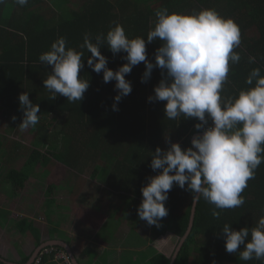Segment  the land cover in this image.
Instances as JSON below:
<instances>
[{
	"label": "trees",
	"instance_id": "1",
	"mask_svg": "<svg viewBox=\"0 0 264 264\" xmlns=\"http://www.w3.org/2000/svg\"><path fill=\"white\" fill-rule=\"evenodd\" d=\"M72 3L73 0H28L21 6L15 0H5L0 4V108L7 110L3 118L7 121V134L13 135L17 132L13 125L19 127L22 123L19 103L22 93H29L30 101L39 104L41 110L37 125L30 127L34 136L32 153L22 169L10 167L4 171L0 163V192L17 199L37 177L38 168L45 169L55 161L67 166L71 174H85L93 165L95 176H92L115 191L131 194L140 205L141 189L147 186L149 177L159 174L150 167L157 147L166 151L169 141L184 149L191 147L192 139L202 135L195 128L200 121L183 115L170 120L164 112L166 102L148 101L162 75L156 68L150 79L142 83L144 62L126 75L133 90L119 102L118 111H114L116 82L105 83L103 72L97 74L88 66L91 53L80 47L85 35L90 34L93 41L101 34L106 39L108 31L120 24L129 39L145 38L148 59L155 63L161 41L148 44L147 35L154 30L158 9L167 8L169 14L215 9L222 17L233 19L241 30L240 47L234 49L241 60L236 64L230 62L228 81L221 93L222 98H236L240 91L254 87L255 82L246 83L253 69L259 67L264 76V0H84L78 9L72 8ZM61 37L66 39V48L83 53L85 66L80 76L90 82V87L82 101L69 102L60 94L54 98L43 83L52 67L42 64L39 58ZM106 46L101 48V54L107 57L108 68L115 71L127 63L123 59L127 53L113 55ZM249 57H255L256 62L249 63ZM211 123L209 119L208 126ZM1 147L0 143V150ZM186 189L187 185L181 189L174 184L165 202L169 214L158 222V235L173 234L179 245L190 230L194 210L192 193ZM241 195L245 203L237 208L216 209L221 213L219 218L212 215L215 206L201 198L195 208L192 231L174 264H264V259L241 260L239 251L228 253L222 232L224 224L235 231L252 228L264 216V162ZM12 224L11 214L0 210V230ZM16 227L24 235L30 230L36 232L28 219L16 223ZM49 259L53 257H47L43 264ZM152 263L172 264L173 260L158 255ZM0 264L9 263L0 256Z\"/></svg>",
	"mask_w": 264,
	"mask_h": 264
},
{
	"label": "clouds",
	"instance_id": "2",
	"mask_svg": "<svg viewBox=\"0 0 264 264\" xmlns=\"http://www.w3.org/2000/svg\"><path fill=\"white\" fill-rule=\"evenodd\" d=\"M4 2L0 0V4ZM15 3L24 6L28 0H15ZM155 15L154 30L147 35L148 44L157 39L161 41L155 63L148 59L145 38L129 39L120 24L108 31L106 39L101 34L93 41L90 34H86L80 47H86L91 53L87 64L97 74L103 72L105 83L116 82L118 94L114 97V111H118L119 102L133 90L126 75L144 62L146 71L142 83L150 79L156 68L162 75L148 101L166 102L164 112L170 120L183 115L200 121L195 128L202 131V135L192 139L191 147L184 149L179 143L169 141L166 151L159 147L155 150L150 167L159 174L149 177L147 186L141 189L143 200L138 208L139 218L149 225L159 226V220L169 214L165 202L174 184L181 189L187 185L186 190L193 196V206L201 198L214 205L212 215L219 218L221 213L216 209L237 208L245 203L241 194L264 162V76L259 67L253 69L246 83L253 85L255 82L254 87L240 91L236 98H222L230 62L236 64L241 60L239 53L234 51L241 44L237 23L222 17L215 9L169 14L168 9L163 8ZM66 43L61 37L51 45L50 51L40 56L42 64L52 67L43 83L54 98L60 94L69 102L82 101L90 87V82L80 76L85 66L83 53L66 48ZM105 44L113 55L127 53L123 57L127 63L115 71L108 68L109 61L101 54ZM255 62V57H249V63ZM19 103L23 112L19 128L35 127L41 111L39 104L31 102L27 92L19 96ZM12 119L15 121L16 117ZM209 119L211 126H208ZM222 232L228 253L239 251L243 261L264 259V216L252 228L235 231L231 225L224 224ZM73 264L77 263L73 261Z\"/></svg>",
	"mask_w": 264,
	"mask_h": 264
},
{
	"label": "crops",
	"instance_id": "3",
	"mask_svg": "<svg viewBox=\"0 0 264 264\" xmlns=\"http://www.w3.org/2000/svg\"><path fill=\"white\" fill-rule=\"evenodd\" d=\"M2 122L3 119L0 126ZM16 147L13 155L22 156L20 152L25 148L20 144ZM2 149L3 146L0 152ZM24 164L13 168L21 170ZM63 166L66 173L69 172L67 180L64 184L50 181L41 203L36 195L30 200V194L36 193L30 191L33 179L17 199L0 192V210L9 212L13 220L12 225L0 230V256L5 262L32 264L37 251L44 246L60 247L71 254L77 264H149L158 255L172 258L169 255L179 239L170 233L160 237L158 226L143 223L145 221L138 216V202L133 201L131 194L111 189L100 178L88 177L87 173L94 172L93 165L85 174H71L67 166ZM26 190L29 195L25 199ZM21 200L30 202L18 209L6 205L7 202L17 205ZM26 219L36 232L30 230L24 235L16 227V223ZM150 252L154 255L148 257ZM45 264L58 263L49 259Z\"/></svg>",
	"mask_w": 264,
	"mask_h": 264
},
{
	"label": "rangeland",
	"instance_id": "4",
	"mask_svg": "<svg viewBox=\"0 0 264 264\" xmlns=\"http://www.w3.org/2000/svg\"><path fill=\"white\" fill-rule=\"evenodd\" d=\"M73 3L71 5V7L72 8L77 7V9H78L79 7H82L84 0H73ZM6 111L7 110L0 108V120L4 118ZM5 124L6 123H4V120H3V122L1 123V126H0V143L3 146V149L0 152V163L4 165V171H6V169H8L10 167L11 168H13V167L20 168L25 163V161L29 157L30 153H32L31 143L33 141V131L31 130L30 127L26 130H21L18 126L16 127L15 125H13L14 128L17 129V132H15L13 135H11V134H7V132H6L7 127L5 126ZM16 144H20V145H22V147L25 148L24 150H22L20 152V154L22 156H14L13 155L14 148L17 149ZM66 171H67V169L63 165L58 164L55 161H52V163L45 169L42 167H39L38 170L36 171L37 177H34V179H33L34 185H31V188H30V191L34 190L36 193L30 194V200L36 195V196H38V198H37L38 203H41L42 197H43V191L45 190L46 185L48 183H50V181H52V182H60L61 181L62 184H64V182L67 180V179H65L66 175L68 176V173H66ZM46 173L51 174L50 177H46L45 176ZM91 175L95 176V173H87L88 177H90ZM28 190H29V186H28ZM28 190H26V194L23 196L25 199L28 198V195H29ZM28 203L25 202L24 200H21L20 202L17 203V205H12V203L10 204L9 202H7L6 205L11 209H13V207L18 209V207H22L24 205H27ZM19 215H21V213H19ZM143 223H147V222H143ZM148 226H151V225L148 224ZM147 230H149V229L147 228ZM178 246H179V244L175 245L173 251L171 252V254L169 256L174 257L176 255L175 253L179 249ZM158 247L161 248V242L158 243ZM164 247H166V246H164ZM9 251L11 252L10 247H9ZM153 255H154L153 252H150L148 254V257H151ZM149 264H152V263H149Z\"/></svg>",
	"mask_w": 264,
	"mask_h": 264
},
{
	"label": "built area",
	"instance_id": "5",
	"mask_svg": "<svg viewBox=\"0 0 264 264\" xmlns=\"http://www.w3.org/2000/svg\"><path fill=\"white\" fill-rule=\"evenodd\" d=\"M151 226L156 227V225ZM47 257H53V260L58 264H73L74 261L70 254L61 249L55 247H41L36 254L34 262L35 264H43Z\"/></svg>",
	"mask_w": 264,
	"mask_h": 264
},
{
	"label": "water",
	"instance_id": "6",
	"mask_svg": "<svg viewBox=\"0 0 264 264\" xmlns=\"http://www.w3.org/2000/svg\"><path fill=\"white\" fill-rule=\"evenodd\" d=\"M196 205H197V204L194 205L193 215H192V217H191L190 230H189L187 236H186L184 239L181 240V243H180V245H179V249H178V251L176 252V255H175V256L173 257V259H172V260H173V263H172V264L175 263V261H176V259H177V257H178L179 251L181 250V248H182V246H183V244H184L186 238L189 236V234H190L191 231H192L193 224H194V216H195V208H196Z\"/></svg>",
	"mask_w": 264,
	"mask_h": 264
}]
</instances>
